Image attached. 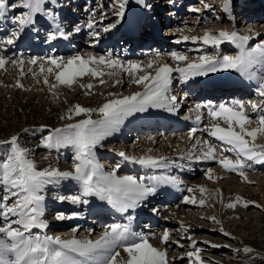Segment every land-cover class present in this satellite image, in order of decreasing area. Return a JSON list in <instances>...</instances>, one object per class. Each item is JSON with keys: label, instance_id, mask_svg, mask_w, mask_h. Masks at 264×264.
I'll return each mask as SVG.
<instances>
[{"label": "rangeland", "instance_id": "obj_1", "mask_svg": "<svg viewBox=\"0 0 264 264\" xmlns=\"http://www.w3.org/2000/svg\"><path fill=\"white\" fill-rule=\"evenodd\" d=\"M78 1V6L81 10L85 9L84 13L82 12L83 16L89 18L84 25L87 24V22H93L94 24L97 23L100 18L94 15V11L96 12L104 4V0ZM221 1L224 0H220L219 2ZM70 2L71 0H60L58 3L47 4L46 8L59 16V10L54 6L69 5V9L66 10L65 14H75L77 19H81V16H77V7L74 6V3ZM149 2L151 1L145 0L147 8L152 4V2ZM230 2L231 12L235 10L232 15L225 13L222 8H220L223 4H220L221 6L219 7L216 6L213 10L204 6L205 4H209L211 7L214 6L212 5L214 4V0H165L163 5L166 3L168 5V12L166 13L174 23H168L169 20L165 13L157 16V23L161 22V24L166 25L165 28L158 27L161 32L160 36L162 35L161 40L153 41L148 39L151 40V42L144 40L141 45H133L132 43L129 44V42L126 44L125 41L123 43L120 42L119 44L111 43L106 46L103 45L104 42L109 43V41L111 42L114 40L116 33L124 26H127L125 25L127 17L124 15L123 19L117 23L115 29H112L108 33H104L102 29L105 26L117 21V17L113 20L106 19L109 18L107 17L109 15L107 12L105 14L106 17L104 16L102 18L103 20L98 23L99 27L97 31L100 32L98 42L94 40L93 36H91L90 31H87L85 32V35L75 37V39H79V41L67 42V49H69L70 46L72 47L71 50L66 52L67 54L62 57L67 59L73 55L87 54L95 55L97 57H107L108 54H110L115 58L118 57L119 59L137 61L145 64L155 56L156 52H160L164 54L162 62L175 65L176 62L171 60L167 55V53L171 51L185 52L190 60L196 59L199 55L204 54L205 52L220 56H235L239 54V49L231 43L225 42L226 45H220L219 49H214L207 45H203L202 43H193L191 41L185 42L182 39V36L184 35H202L205 30H210L213 33H218L221 30H235L241 35H251L253 38L249 40L246 45L249 49L258 44H264V10L262 13L263 15H260L262 17L261 19H257L256 12H254L256 9H260L259 6H264V0H230ZM8 3L9 5H12L13 3L18 4V0H8ZM105 3L107 11H110L111 7H113V12H115L117 8V0H105ZM249 5L252 7L249 8ZM193 8H199L200 12L192 11ZM207 9L211 11L205 12ZM24 11H26V9L19 6L15 8L9 7L6 17L3 20H0V34L5 30L6 23L10 25L11 30L14 27L11 23V18L20 15ZM249 12L252 13L249 15ZM247 13L250 16L248 18ZM146 16L148 17L145 19L146 23L144 26L153 27L155 19L149 18L150 15ZM40 18L43 19V24L36 23L35 26L26 30V34L22 36L23 39L20 38L14 46H8L7 50L3 51V54L6 57L23 59L24 72L19 70V68H21L19 65H13L11 63L6 65L7 67L4 69H0V139H10L13 135L18 136L19 143L30 150L31 158L36 162L38 169H44L51 165L62 171H71L73 170V147L67 145L62 146L59 149H47L42 145L41 141L44 136L50 134L51 129L64 127L69 123H76L81 119L88 118V116L85 114L78 116L73 114L70 119H61V116L66 115L69 108L73 105L79 104L86 108L97 109L110 99L127 96L132 92L142 91L143 88L142 86L132 83L131 81L133 77H130L126 72L123 73L124 71L120 74H115L112 78L114 72L113 69L110 70L104 66H99L105 73V75L99 78L85 75L82 78H77L72 86H67L58 84L55 80V76L51 75L48 77L49 83L45 84L44 74L40 72L39 66H34L30 64L29 61L32 59L42 61L48 56H57L58 53H56L57 48H55V44L48 39V34L53 31L54 25H52V22L49 21L47 17L42 16ZM58 18L59 17H57V22ZM82 19L77 21L78 23H76V25L83 23ZM235 23L237 26H234ZM76 25L71 22L70 18L62 24V27L70 29L71 26L73 28ZM178 28H182L184 31L182 33L178 32ZM189 29H193V31H189ZM73 30L75 29L73 28ZM85 30L91 29L86 27ZM7 33L1 36H6ZM39 33L42 34L40 39L32 38L31 40L32 35L38 36ZM256 33H259V35H256ZM23 40L26 42L29 41L31 44H23ZM39 42L46 44L41 52H39L41 48L39 47ZM144 47L149 49L147 54H145V51L142 56L134 57L135 53L141 54L139 48L144 49ZM35 48L37 51L33 52ZM128 54L131 56L127 57L126 55ZM93 67L96 66L94 65ZM155 67L156 66L152 69H148V71L155 74ZM143 74V72L139 73V75ZM128 76V82L122 83L121 80V82L116 85L117 87L115 86L117 78H123L125 80ZM173 77L171 91L173 95L178 97L179 102L177 110L172 114L164 109H158L163 110L166 114L169 113L171 116L169 119L170 121L176 119V117H174L176 114L179 118L186 119V121L196 119L195 117L198 115L202 116L206 110L200 111L199 113L193 110L198 103L203 105L213 102V105H218L220 103H230L241 98L239 99L241 101L251 100L264 106V97L259 96L257 82L254 87L250 88V92L244 94H241V92H238L234 88L233 90L229 89L228 86H221L227 88L218 93L211 90L212 88L209 87L200 92L197 91V85L188 87L189 82L187 84L186 82H183L182 84L179 80V74L174 73ZM196 78H211L215 81L221 82V84H224L225 82V84H231L232 82L237 83L239 86H242V81L246 79L239 73L231 70L210 73L208 76ZM101 79H103L104 83H101ZM18 83L22 84L23 87L17 86ZM194 83L196 82L191 81V84ZM51 84H57V87L51 89ZM89 84L93 85L91 89L86 87ZM237 84L235 86H237ZM82 85L85 87H82ZM224 91L229 92V94H224ZM221 92L223 93L220 94ZM248 114L252 117L253 121L248 125L249 129L258 127L259 125L256 122L258 119L257 114H252L250 108ZM91 118L98 120L101 116L98 112H94L91 114ZM208 123L209 120L207 122L205 121L201 126H207ZM220 123L222 126H226L222 121H220ZM126 124L127 123L122 124L119 131L114 132V135L112 134L111 137H106L95 149L96 159L98 163L103 166L105 172H110L116 169V174L118 176L131 175L137 178L152 174L174 176L178 181L182 182L183 185L193 187L197 190L192 193L184 190L182 193L175 196L171 202L161 199L163 198L161 196L166 194L163 195L157 191L155 195L150 197L152 199L149 198L148 201L155 202L159 197L161 201L158 203H165V205H172V207L180 203V208H182V205L186 204L184 202L185 197H195L197 200L200 198L206 199L208 204L207 206L186 204L188 206L186 207L185 205V207L189 208L190 212L182 209L183 213L175 214L169 211L170 209H160L161 211L158 212L159 209L157 208L161 207L160 204L158 206L150 203L147 205L145 204L142 208L147 209L144 211L157 212L158 221L152 222L143 218L140 221H146V224L143 227L140 225L137 227L134 226V232L139 235L151 236L150 238L157 242L158 245L160 244L162 247L164 246L165 248H168L170 254H173L174 256H170V259H173L169 261V264H197L194 258H189L187 256L188 252L195 250L192 246L193 241L196 242V248L200 250L199 254L202 257L203 264H264V211L260 209L261 204H264L262 199L264 194V163H253L251 169L245 170L246 179H244L237 173L227 171L218 163V159L221 156L220 149L224 147L222 142L216 141L204 131H197L194 136L190 135L191 129L193 128L191 123L187 124V126L179 131H176L173 127L172 129L171 127L162 125H152L154 127H147V129L152 130L150 134L155 136V141H146L145 135H142V133L131 124V122L130 125ZM42 126L46 127L43 128V131H40L39 129H41ZM198 141H211L216 145L217 160L205 162L207 159L200 158L202 153L206 151V146L197 143ZM255 143L257 145H264V134L259 135ZM185 144L187 145L186 148L184 147ZM120 152L136 157L144 155H151L154 157L163 156L175 163L167 169H147L137 164L124 162L119 156ZM223 155H230L235 159L234 155L231 153H223ZM5 156L6 148L5 146H0V162H3ZM188 158L191 160H188ZM197 159H202L203 162H197L193 170L188 168V166L194 164ZM117 165H120L118 169L116 168ZM175 165L176 167H174ZM208 169L212 170L211 179L208 178ZM216 175L218 176L217 179H215ZM196 185H206L205 189L207 191L205 192V196L199 192V188H196ZM218 187H230L236 191L235 197L230 198V200L232 199L231 202H235L237 196L241 197L242 201L237 203L234 208H229L226 204V208H224L222 205V198L216 199L212 202L209 199V195L210 193L217 192ZM4 194V186L0 184V197ZM76 194H79V185L72 180L62 181L58 185L46 186L43 193L45 196L44 214L46 216L49 215V221L55 220L54 222L57 221L58 223L57 226L47 228L45 231L38 228L33 229L32 233L38 236L48 235L53 238L59 237L61 239H69L71 237L82 238L86 236L94 239L112 223H128V221L123 220L122 218H120L119 221L105 219L100 222H95L97 218L87 215L88 213H86L85 216L88 217L86 220L89 219V221H85L84 219L81 221H75L76 218L80 217V214H77L74 211V204L69 201H63L67 205V209L65 207H63V209L61 207L60 209V206H58V208L52 206V201H50L57 195L68 196ZM216 194L220 193L217 192ZM14 199L15 198H13V200ZM89 200L90 203L87 204V206L85 205V208L79 212L84 213L88 209H92L97 205V198L90 197ZM11 202L12 201L10 200L9 203ZM244 202H249L248 207L243 206ZM216 207H220L225 216V230L220 227L222 226L221 223H216L214 221L210 223L212 220L211 217L216 216ZM109 210L111 213V208ZM52 211L57 212L51 215L50 213ZM59 213H63L65 216L72 218L57 220L55 217ZM238 213L243 215H237ZM260 215L263 218H260ZM46 216L44 217L43 215L42 218L44 220L48 219ZM187 216L189 220L186 219ZM166 217H168V221H165ZM12 219H15V217ZM237 223L246 224V226L238 227L236 226ZM218 225L220 226L218 227ZM0 226H3L2 219H0ZM164 231H168L171 234L170 240L167 244L160 239ZM224 231H229L231 235H225ZM233 234L242 236L243 239L236 238ZM180 245L183 246L181 247ZM213 245L218 246L214 247ZM245 247H250L253 251L250 253L245 252ZM175 255H180L181 260H178Z\"/></svg>", "mask_w": 264, "mask_h": 264}, {"label": "snow or ice", "instance_id": "obj_2", "mask_svg": "<svg viewBox=\"0 0 264 264\" xmlns=\"http://www.w3.org/2000/svg\"><path fill=\"white\" fill-rule=\"evenodd\" d=\"M138 2L143 4L145 0ZM50 3H56V0H18V4L12 5H9L8 0H0V20L6 17L9 7L19 6L26 9L20 15L11 18L14 27L6 36H0V69L11 63L19 65L23 70V59L6 57L3 51H6L8 46H14L26 34V30L35 25L38 15L47 17L54 25V30L48 36L49 40L70 38L71 33L57 22V15L46 8ZM126 3L127 0H117V8L114 12L117 21L105 26L102 29L104 33L115 29L117 23L123 19ZM204 6L211 7L209 4ZM192 11L200 12V9L193 8ZM223 11L231 12L230 0H225ZM86 27L93 29L94 23L89 22ZM75 31L79 32L80 28H76ZM177 31L182 33L184 29L178 28ZM92 36L98 42L100 32L93 31ZM252 38L251 35H241L235 30H221L218 33L205 30L202 35H184L182 39L185 42L202 43L214 49H219L225 42L234 44L239 49V54L220 56L205 52L196 59L190 60L185 52L171 51L167 55L176 62L175 66L162 62L164 54L160 52H156L147 64L136 61L125 62L118 57L95 55L87 58L73 55L67 59L48 56L42 61L32 59L30 63L34 66L38 65L40 72L44 74L45 84L49 83L48 77L51 75L55 76L58 84L67 86H72L77 78L85 75L99 78L105 75L99 66H104L126 72L133 77L131 82L142 86L143 91L110 99L97 109L76 104L69 108L66 115L61 116V119H70L73 114L88 116L76 123L51 129L50 134L44 136L41 141L47 149H59L71 145L74 149L71 171H62L51 165L38 169L36 162L31 158L30 150L19 143L18 136L0 139V146L6 148V156L3 162H0V184L5 189V194L0 197V219L3 221V226H0V264H169L167 252L154 247L147 236L139 235L132 230V216H128L129 223L110 225L95 240L34 235L33 229L48 228V223L42 219L45 187L58 185L66 180L75 181L79 185V194L57 195L55 198L62 202L69 201L74 205H87L90 203L89 198L95 197L121 214L139 207L148 197L155 195L162 185L179 187L180 182L174 176L152 174L137 178L131 175L118 176L116 169L105 172L96 159L95 149L106 137L119 131L124 121L136 113H145L149 109L175 112L179 101L171 91L174 73L179 74V80L183 83L195 77L208 76L210 73L235 71L249 81H257L259 96L264 97V44L249 49L246 45ZM94 65L96 67H93ZM154 66H156L155 74H152L148 69ZM141 72L144 74L139 75ZM101 83H104L103 79ZM17 86L23 87L19 83ZM50 87L55 89L57 84H51ZM86 87L91 89L93 85L89 84ZM249 108L258 117L256 122L259 126L252 129L248 127L253 122L248 114ZM202 109H206L209 117V123L203 131L224 145L220 149L221 156L218 163L227 171L237 173L241 178L246 179V169H251L253 163H264V145L255 143L258 136L264 134V106L251 100H235L218 105L196 104L193 110L199 113ZM94 112H98L101 118L92 119L91 114ZM196 119L199 121L201 116L198 115ZM220 121L226 126H221ZM44 127L46 126H42L39 130L43 131ZM196 132L197 128L194 127L190 135L194 136ZM197 143L206 146V151L200 158L217 160L216 145L211 141ZM223 153H231L235 159ZM119 156L124 162L147 169H167L175 163L163 156L136 157L124 152H120ZM119 167L120 165L116 166L117 169ZM211 172V169L207 170L209 179L212 178ZM187 191L191 193L194 189L188 188ZM199 191L203 194L207 190L201 186ZM241 201L242 198L237 196L235 202H230L226 206L234 208ZM184 202L204 206L207 201L204 198L197 200L195 197H185ZM248 203L244 202L243 206L248 207ZM13 217L15 219H12ZM69 218L72 217L63 213L55 217L57 220ZM211 219L219 223L216 217L213 216ZM224 234L229 235L226 232ZM170 236L168 231H164L162 242L167 244ZM192 246L195 250L188 252L187 256L194 258L197 264H203L195 241L192 242ZM121 249L126 253V259L121 257ZM244 251L250 253L253 250L245 247Z\"/></svg>", "mask_w": 264, "mask_h": 264}, {"label": "bare ground", "instance_id": "obj_3", "mask_svg": "<svg viewBox=\"0 0 264 264\" xmlns=\"http://www.w3.org/2000/svg\"><path fill=\"white\" fill-rule=\"evenodd\" d=\"M58 1H60V0H56V3H58ZM65 1V0H64ZM151 2H152V4H151V6L150 7H146V3L144 2L143 4H141V3H139L138 2V0H128V2L126 3V6H125V17H127L126 18V24L125 25H127L126 27H124V28H130V35H129V37L130 38H127L126 40H125V43L127 44L128 42H129V44L131 43V40L133 39V40H135L134 42H135V45L137 44L136 43V40L138 39L139 41H141V42H143L144 40H146V41H150L151 42V40H153V41H158V40H161V38H162V35L160 36V34H161V32L159 33V38H157V37H153V38H149V39H151V40H148L147 38H145L142 34H141V32H142V30H143V28H141V30H140V28H139V26H143V22L144 23H146V20H144V19H142L144 16H145V10H147V9H150L151 11H150V13H152V15H150L151 17L152 16H154L153 18L155 19L154 21L156 22V27L155 28H157L158 26H159V28H165L166 27V25H164V24H161V22H159V23H157V21H156V17L157 16H160V15H162V14H166V17H168V15H167V13L166 12H168V10H167V7H168V5H167V3L165 4V5H163V6H161L160 4H162V1L163 0H150ZM220 0H214V4H212V5H214V6H212V7H210L209 9H211V10H213V8H215L216 6L217 7H219V6H221L220 4H223L224 5V3H225V0L224 1H221V2H219ZM234 1H236V0H234ZM78 0L77 1H75V0H71V2L70 3H74L75 5L74 6H76L77 7V10H76V12H77V16H81V19L83 20V23H79L78 25H76V23H78L77 21H79V20H81V19H77L76 18V15L75 14H71V15H66L65 13H66V10H68L69 8H68V6L69 5H61V6H59V5H55L54 7H56V8H58V15L59 16H57V17H59L58 18V23H60L61 24V26H62V24H64L65 23V21H67L68 19H70L71 18V22L73 23V24H75L76 26L75 27H73L74 29H76V28H80V31L79 32H76L75 30H73V28H72V26H71V28L70 29H68V28H64L66 31H68V32H72L71 33V36H70V38L69 39H67V40H65V39H57V40H55V41H52V40H50V42L52 41L54 44H55V48H57V50H56V53H58L57 54V56H60V57H62L63 55L65 56L67 53L66 52H68V51H70L71 50V47L72 46H70V48L69 49H67L68 47L66 46V44H67V42H69V41H79V39H75V37L77 36V37H79V36H83V35H85V32H87V31H90V34H91V36H92V32L93 31H97V29H98V27H99V25H98V23L100 22V21H102L103 19V17L105 16V14L108 12L109 13V15L107 16V17H109V18H106V19H108V20H113V19H115L116 18V16L114 15V9H113V7H111V10L110 11H107L106 9V3H105V0H104V4L95 12L94 11V15L96 16V17H98V18H100V20H98V22L97 23H95L94 24V28L93 29H91V30H85L86 29V25L87 24H85L84 25V23H86V21L87 20H89V18L87 17V16H83V14H79L80 12H81V8L78 6ZM151 2H149V3H151ZM164 2H165V0H164ZM218 2V3H217ZM223 5H222V7H220V8H222V10H223ZM146 7V8H145ZM250 7H252L251 5H249V8ZM80 8V10H78ZM211 10H206L205 12H209V11H211ZM235 10H233L232 12H230L229 13V15H232L233 14V12H234ZM252 13V12H251ZM250 12H249V15L251 14ZM158 14V15H157ZM248 15V13H247V18L248 17H250ZM263 15V14H262ZM245 16V15H244ZM40 17H42V15H38L37 16V20H36V23H40V24H43L42 22H44L43 21V19H41ZM106 17V16H105ZM138 18L140 19V20H138ZM262 17L260 16V14H259V17L257 18V19H261ZM168 23H174V21L170 18V17H168ZM105 21H107V20H105ZM35 23V24H36ZM88 23V22H87ZM139 25V26H138ZM158 25V26H157ZM35 26V25H34ZM45 26V25H44ZM64 26V25H63ZM66 26V25H65ZM74 26V25H73ZM169 26H171V25H169ZM234 26H237V24L235 23V25ZM128 28V29H129ZM254 29V28H253ZM53 30H54V28H53ZM155 30V29H154ZM8 31H10V25L8 24V23H6V28H5V30L0 34V36L1 35H4V34H6ZM33 32V31H32ZM124 32H127V30H124ZM145 34L147 33L146 31H143ZM34 33V32H33ZM45 33V32H44ZM47 34V33H46ZM75 36H74V35ZM148 34V33H147ZM49 35V34H48ZM90 36V37H91ZM42 37V34H38V36H35V35H32L31 36V40H32V38L34 39V38H36V39H40ZM74 37V38H73ZM157 38V39H156ZM23 39V38H22ZM108 39V38H107ZM106 39V40H107ZM104 40H105V38H104ZM110 40V39H109ZM81 41V40H80ZM120 38H118V37H115L114 38V40H112L111 42L109 41V43H107V42H104L103 43V45H109V44H111V43H113V44H119L120 42ZM23 44H31V42H26L25 40H23V42H22ZM39 47H41L40 48V50H39V52H41V50H43V48L46 46V44H43L42 42H39ZM142 44V43H141ZM221 45H226V43H223V44H221ZM38 47V48H39ZM132 47V46H131ZM208 47H210V46H208ZM139 50H140V52H141V54H137V53H135L134 54V57L135 56H142L143 55V52H145V54H147V52L149 51V49H146V47H144V49L143 48H139ZM142 50V51H141ZM37 51V49L35 48L34 49V51L33 52H36ZM55 53V52H54ZM64 53V54H63ZM53 55V54H52ZM81 56H84L85 58H87V57H89L90 55H81ZM108 56H111L110 54H108ZM107 56V57H108ZM127 57H130L131 55H126ZM99 57V56H98ZM115 58V57H114ZM122 61H125V62H127V60H123V59H121ZM137 62V61H136ZM29 63H30V61H29ZM31 64V63H30ZM145 64H147V62L145 63ZM173 66H175V65H173ZM7 67V66H6ZM19 70H21V68H19ZM111 70V69H110ZM3 71V70H2ZM1 71V72H2ZM113 76H112V78L115 76V74H117V73H121L122 72V70H120V69H113ZM22 72H24L23 70H22ZM123 73H125V72H123ZM121 80H122V83H126V82H128L129 81V76L124 80L123 78H117V80L115 81V86L117 85V84H119V83H117V81H119V82H121ZM204 80V81H203ZM191 81H195L196 83H194V84H191ZM207 81H210L209 83H211L210 85H209V88H212L211 90H214L215 92H220V91H222V90H224V89H226L227 87H221V86H228L229 87V89H232L233 90V88L235 89V90H237L238 92H241V94H244V93H247V92H250L251 91V89L250 88H252V87H254L255 85H256V82L257 81H249L248 79H244V81H242V86H239L237 83H232L231 82V84H221V82H218V81H215V80H213V79H211V78H202V79H198V78H193V79H191V80H189V81H187L186 82V84L188 83L189 84V86L188 87H192V86H195V85H197V84H204V83H208ZM212 81V82H211ZM228 83V82H227ZM230 83V82H229ZM239 83V82H238ZM241 83V82H240ZM183 84V83H182ZM237 84V86H235ZM172 86V85H171ZM185 86V85H184ZM117 87V86H116ZM198 88H200V87H198ZM205 88H207V86H205ZM215 88V89H214ZM204 89V88H203ZM143 91V90H142ZM201 92H202V90H201ZM134 92H132V93H130L129 95H131V94H133ZM230 99V98H229ZM228 99V100H229ZM237 99V98H236ZM239 99H241V98H239ZM239 99H237V100H239ZM227 100V101H228ZM232 100H234V99H232ZM229 102V101H228ZM212 104H214L213 102H211ZM199 104V103H198ZM203 105H206V104H203ZM205 111L206 109H202L201 111ZM252 112V111H251ZM173 114V113H172ZM174 114H176V113H174ZM252 114H253V112H252ZM201 116V115H200ZM174 117H176V119L175 120H169L170 118H171V116H170V114L168 113V114H166L163 110H158V109H149V111L148 112H145V113H136V114H134L133 116H131V117H129L128 119H126L125 121H124V123H127L126 125H130V122H131V124L135 127V128H137L138 130H139V132H141L142 133V135H145V138H146V141L147 140H152V141H155V136L154 135H152V134H150L151 132H152V130H149V129H147V127H154V126H152V125H156V126H160V125H162V126H166V127H173V128H175V130L176 131H179L180 129H182L183 127H185V126H187V124H189V123H191L192 125H193V128L195 127V128H197V131H200V132H203V129L206 127V126H204V127H202L201 125L206 121H208L209 120V117L207 116V114H206V111H205V113L204 114H202V116H201V119L198 121L197 119H190L189 121H186V119H181V118H179V116H177V114H176V116H174ZM196 118V117H195ZM167 121H169V122H167ZM178 121H180V122H178ZM123 123V124H124ZM222 126V125H221ZM172 128V129H173ZM190 130V129H189ZM143 131V132H142ZM146 132H148V133H146ZM174 132V131H173ZM205 132V131H204ZM114 135V134H113ZM112 136V135H111ZM110 136V137H111ZM176 140V139H175ZM164 144V143H163ZM169 144V143H168ZM165 145V144H164ZM186 144L184 145V147L186 148ZM183 147V148H184ZM190 150V149H189ZM178 156H180V155H178ZM188 160H191V159H189L188 158ZM194 160V159H193ZM200 161H202L203 162V160L202 159H197V161H195L194 162V164H191V165H189L188 166V168H190V169H192L193 170V168H195V166H196V164H197V162H200ZM209 161H211L210 159H207V160H205V162H209ZM192 163V162H191ZM185 166V165H184ZM174 167H176V165L174 166ZM199 169V168H198ZM180 171V170H179ZM211 174H212V172H211ZM189 175H194V174H189ZM218 178V176L216 175L215 176V179H217ZM180 182V181H179ZM201 187V185H196V188H200ZM202 187H206V185H202ZM188 188H192V189H194V191H196L197 189H195V188H193V187H190V186H187V185H183V183L182 182H180L179 183V187H174V186H172V185H162L159 189H158V193H160V194H166V195H164V196H161V197H163V198H161V199H164V200H167V201H169V202H171L172 200H173V198L175 197V196H177V195H179V193H182L184 190L185 191H187V189ZM263 191H264V188H263ZM200 192V191H199ZM217 192H219L220 194H216ZM217 192H215V193H210V195H209V199L213 202V201H215L216 199H219V198H222V205H223V207L224 208H226V206H225V204L227 205V203H230L231 202V200H230V198L232 197V198H234L235 197V194H236V191L234 190V189H232V188H230V187H223V188H219L218 187V191ZM192 193V192H191ZM202 194V193H201ZM159 195V194H158ZM165 196H167V197H165ZM203 196H205V193H203ZM151 197V196H150ZM150 197H148L145 201H143L142 202V204L139 206V207H137L136 209H130L127 213H124V214H121V213H118V212H116L114 209H112L109 205H107L106 204V202H102V201H99V200H96L97 201V205L94 207V208H92V209H88L86 212H84V213H81V212H79V211H81V210H83V208H85V205H83V204H79V205H74V211L77 213V214H80L79 216L80 217H78V218H76V220L75 221H81V220H85V221H89V219H87L86 220V218H88L87 216H85V214L86 213H88L87 215H91V217H95V218H97V220L95 221V222H100V221H103V220H105V219H110V220H117V221H119V219L120 218H122L123 220H126V221H128V216H132L133 217V219H132V221H131V228H132V230L134 231V229H135V227L134 226H138V225H140V226H144L145 224H146V221H140L141 219H143V218H146L147 220H149V221H152V222H157L158 221V216H157V212H155V211H144V210H146L147 208H145V209H143L142 207H143V205H147V204H154L155 206L157 205H161V207H158L157 209H159L158 210V212L159 211H161L160 209H170L169 211H171L172 213H183V210H185V211H189L190 212V209L189 208H186L188 205H186V204H184V205H182V208H180L181 207V204L179 203V204H177V205H175V206H173L172 207V205H165V203H158L159 201H161V199L158 197V200L157 201H148L149 200V198ZM150 199H152V198H150ZM201 199V198H200ZM262 199H263V203H264V194H263V196H262ZM50 201H52V206H55L56 208H58V206H60V209H61V207H62V209H63V207H65L66 209H67V205L65 204V202H62V201H59V200H57L56 198H53V199H51ZM158 203V204H157ZM185 205H186V207H185ZM199 205V204H198ZM208 204H207V202H206V204L204 205V206H207ZM73 206V205H72ZM87 206V205H86ZM200 206V205H199ZM111 208V213H110V208ZM149 207V206H148ZM142 208V209H141ZM55 209V208H54ZM183 209V210H182ZM260 209L261 210H263L264 211V204H261V206H260ZM57 210V209H56ZM165 211V210H164ZM55 212H57V211H52L50 214L51 215H53ZM131 212V213H130ZM110 213V214H109ZM169 213V212H168ZM216 216H214V217H216V220H218L219 221V223H221L222 224V226H220V225H218V227L220 226L221 228H224V230H225V228H226V226L224 225V223H225V221H224V215H223V211H222V209L220 208V207H216ZM160 215H161V213H160ZM237 215H243V214H237ZM46 215L44 214V217H45ZM97 216V217H96ZM164 216V215H163ZM262 216H263V214H262ZM261 215L259 216L260 218H263ZM47 218L49 217V215L48 216H46ZM77 217V216H76ZM90 217V218H91ZM106 217V218H105ZM178 217V216H177ZM170 218V217H169ZM43 219V218H42ZM49 219L50 218H48V219H45V221L48 223V228H50V227H55V226H57V221L56 222H54L53 220L52 221H49ZM92 219V218H91ZM99 219V220H98ZM186 219L187 220H189V218H188V216L186 217ZM44 220V219H43ZM165 221H168V217H166V220ZM165 221H162V222H165ZM181 221V220H180ZM213 222V220H211V222L210 223H212ZM86 223V222H85ZM110 223V222H109ZM119 223V222H118ZM128 223H129V221H128ZM147 223H149V222H147ZM250 223V222H249ZM112 224H117V222L116 223H112ZM112 224H110V225H112ZM158 224V223H157ZM110 225H108V226H110ZM236 226H238V227H244V226H246V224H241V223H237L236 224ZM153 227V226H152ZM106 229V228H105ZM104 229V230H105ZM153 229V228H152ZM46 229H42V231H45ZM224 232H226V233H229V235H231V233L229 232V231H224ZM102 233L103 232H100V234H99V236L97 237V238H94V239H92V240H95V239H98L101 235H102ZM151 235V234H150ZM229 235H227V236H229ZM144 236V235H143ZM146 236V235H145ZM233 236L234 237H236V238H239V239H243L242 238V236H239V235H237V234H233ZM148 237V239H149V242L154 246V247H157L158 249H160L161 251H165V252H167V257H168V262L171 260V259H173V258H171L170 259V256H173V254H170V251L168 250V248H165L164 246L162 247L160 244V246L157 244V242H155L152 238H150L151 236H147ZM153 237H155V236H153ZM71 238H74V237H71ZM71 238H69V239H71ZM76 239H91L90 237H88V236H86V237H82V238H76ZM161 239V238H160ZM159 239V240H160ZM221 244V243H220ZM121 251V257H123V258H127L126 257V253H124L123 251H122V249L120 250ZM174 257V256H173ZM175 257L176 258H178V260H181V258H180V255H175ZM177 260V261H178Z\"/></svg>", "mask_w": 264, "mask_h": 264}]
</instances>
